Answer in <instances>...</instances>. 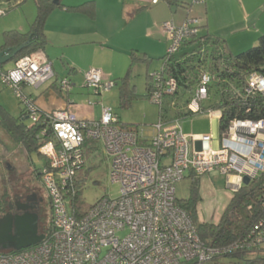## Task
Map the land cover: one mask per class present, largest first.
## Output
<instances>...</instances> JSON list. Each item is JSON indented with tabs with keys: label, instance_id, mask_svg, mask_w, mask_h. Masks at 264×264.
I'll return each instance as SVG.
<instances>
[{
	"label": "built area",
	"instance_id": "1",
	"mask_svg": "<svg viewBox=\"0 0 264 264\" xmlns=\"http://www.w3.org/2000/svg\"><path fill=\"white\" fill-rule=\"evenodd\" d=\"M5 14L0 10V16ZM201 25L200 19L190 16L180 25L163 23L167 55L178 53L185 41L199 35ZM54 79L52 65L42 52L23 56L0 75V83L24 102L32 124L41 121L39 112H44L41 136L51 139L39 153L48 162L42 170V183L52 213L48 237L45 235L40 244L22 251L0 254V264H211L239 248L264 244L261 223L251 241L223 249L208 246L176 197V185L187 172L201 177L219 171L242 180L249 177L251 181L260 177L264 173V120L232 121L215 149L212 135H187L178 120H159L152 134H146L138 127L123 128L110 107L103 109L98 120L80 119L69 108L44 111L31 102L24 90H38ZM155 79V91L149 98L161 103L164 96L175 93L177 84L172 78L160 81V72ZM212 81L209 73L201 75L187 105L193 114L202 113ZM83 86L101 95L115 83L105 79L101 70L91 69L84 75ZM73 88L67 78L59 82L63 94L70 95ZM245 90L247 94L259 92L264 96V76L250 75ZM89 106L94 104L89 102ZM208 113H217L218 118L221 115L219 111ZM89 142L102 144L110 159L109 178L120 185V196L101 198L78 218L73 197Z\"/></svg>",
	"mask_w": 264,
	"mask_h": 264
},
{
	"label": "rangeland",
	"instance_id": "2",
	"mask_svg": "<svg viewBox=\"0 0 264 264\" xmlns=\"http://www.w3.org/2000/svg\"><path fill=\"white\" fill-rule=\"evenodd\" d=\"M19 1V2H18ZM126 4L139 5L141 12L131 22L122 24V33L120 40L122 46L116 47L111 51L101 48L97 45H84L78 48L60 49L58 53H49L50 64L57 75L55 79L60 82L62 78L71 79L76 87L68 96L77 105L89 107V102L94 104L91 106L93 118L99 119L102 116L104 108H112L113 112L119 118L121 124L138 127L144 130L146 134H152V127L159 122L160 104L149 98L146 86L147 71L154 75L161 71L163 61L160 59L167 53L166 38L162 31L164 23L163 11L157 9L160 5H165L171 13V20L175 24L178 23L186 14L190 17L200 19L201 24H207V30L215 32L217 35L227 36L229 39V47L234 54L241 53L255 46L256 41H252V37L248 34V30H254L251 23L243 20L244 7L248 9L257 8L260 4H264V0H240L242 5L235 6L230 0H206L205 4L195 3V0H124ZM215 1V5L212 3ZM168 2H172L171 6ZM0 3L7 6L8 12L0 17V27L4 24L15 26L21 24L26 19L30 21V15L37 13L36 4L33 0H27L25 3L20 0H0ZM210 3L213 4L209 7ZM184 4L190 10L184 8ZM138 10V9H136ZM252 18L257 20L259 26H264V9L255 11ZM34 21V20H33ZM24 26V25H23ZM124 26V27H123ZM30 30V27H25ZM242 29L244 31H238ZM203 28L200 34L203 33ZM234 30H237L233 33ZM21 32H25L20 30ZM150 34V35H149ZM260 36V35H259ZM257 36V38L259 37ZM134 41L133 45L137 46L140 51L139 56H143L147 52L146 57L150 60L148 63H134L130 75V83L135 85V94L132 98V105L129 108H122L119 101V86L116 85L110 90L103 92L101 95H94L88 88L83 86L85 71L77 67L76 74L68 75L72 66L70 61L76 64L89 66L101 63L104 66L116 67L117 76L110 78L112 82L118 81L126 75L130 66V56H126L122 51L124 47V39ZM250 38V39H248ZM124 49V48H123ZM64 52V55H62ZM15 64L8 63L5 70H11ZM90 68H93L90 67ZM85 72V73H84ZM24 92L28 94V91ZM30 93V92H29ZM30 95V94H29ZM0 104L4 106L14 117H18L21 113L22 104H19L17 94L10 88L0 87ZM57 110V109H56ZM217 113L201 114L191 118L183 119L180 122L184 133L192 134H208L213 137V147L219 148L221 133L219 130V119ZM213 115V116H212ZM214 117V118H211ZM94 120V119H92ZM26 125H31L29 119H25ZM97 147L90 150L89 145L85 146V168L88 171V178L83 185L82 199L88 206L94 205L103 197L116 199L120 196V185L112 183L108 175V167L110 159L106 158L103 146L99 142H94ZM47 159L44 155L37 152L27 154L24 149L14 142L5 131L0 128V189L8 194V201L16 194L33 191L45 202L48 200L47 192L42 184L41 179L33 177V172L41 173L46 165ZM212 176V188L216 190L226 189L225 175L219 171H214ZM192 179L189 172L186 178L176 185V197L178 200H186L190 196ZM218 195L217 199L211 200L208 197H202L199 203V217L202 221L210 220L214 215L213 221L217 222L223 208L228 204L229 197ZM231 195V194H230ZM221 198V200H220ZM44 202L45 211L40 220V230L51 222V209L49 204ZM222 212V213H221ZM214 264H233L230 258H221Z\"/></svg>",
	"mask_w": 264,
	"mask_h": 264
},
{
	"label": "trees",
	"instance_id": "3",
	"mask_svg": "<svg viewBox=\"0 0 264 264\" xmlns=\"http://www.w3.org/2000/svg\"><path fill=\"white\" fill-rule=\"evenodd\" d=\"M33 1L36 4L37 13L30 30L27 33L18 30H9L3 33V44L0 47V52L24 45L23 49L9 63L15 64L18 59L34 52L45 53L47 46L45 27L54 10L65 8L70 12L81 13L89 18H94L96 14L94 1H88L77 6H65L62 0H58V3H55L54 0ZM201 27L204 29L203 33L185 41L178 53L171 56L166 53L160 58L163 61L160 81L164 82L172 78L176 81L177 89L173 95L164 96L162 102L159 103V120L172 123L196 115L219 111L221 113L218 118L221 135L228 131L234 120H264L263 94L259 92L247 94L245 90L250 75L256 73L264 76V34L258 37L254 47L234 54L225 39L209 32L206 25L202 24ZM149 61L145 56L140 58L132 54L131 64L126 75L120 79L121 83L115 81L116 85L120 84L119 101L122 108H129L132 105V98L135 94L136 86L130 83L134 63H148ZM5 71H7L5 65L1 66L0 75ZM203 73H209L213 79L209 85V98L202 105V113L193 114L187 109V105ZM155 76L156 73L151 75L147 71L146 86L149 97L155 91ZM0 87L8 88L1 83ZM52 88L59 93L61 92L59 82L56 79L53 80ZM30 98L32 99L31 102L35 104L36 99L32 96ZM19 104H22L23 107L18 117H14L0 104V128L14 142L18 143L27 154L39 153L40 147L51 139L41 136V132L45 128L44 112L41 110L39 112L41 121L26 125L24 121L28 119L29 112L21 98H19ZM119 124L126 129L137 128L120 122ZM93 143H88L90 150L97 148ZM85 164L78 174L76 193L73 197V210L78 218L83 217L91 208L82 199L83 185L88 178ZM46 166H48V162H46ZM33 177H38L42 181V171L41 173L33 172ZM189 177L192 179L190 196L186 200H178V205L188 212L200 237L208 246L223 249L233 244L240 245V243L254 239L255 228L261 223L264 224V173L251 181L249 185H242L233 193L229 205L217 223L200 220L198 209L201 200L200 177L193 174ZM50 203L48 198L47 204L51 209ZM7 204L8 194L0 189V219L6 214ZM42 216H40V220ZM51 230L52 217L49 225L47 227L44 225L40 233L48 237ZM10 252L16 251L0 249V254ZM221 258H230L233 264H264V244L239 248ZM221 258L214 263H217Z\"/></svg>",
	"mask_w": 264,
	"mask_h": 264
},
{
	"label": "crops",
	"instance_id": "4",
	"mask_svg": "<svg viewBox=\"0 0 264 264\" xmlns=\"http://www.w3.org/2000/svg\"><path fill=\"white\" fill-rule=\"evenodd\" d=\"M23 1L24 0H20V2H23ZM26 1H24V3ZM88 1L95 2L96 14L94 18H89L86 15L81 14V13L70 12L65 8L56 9L49 16L47 23H46V27H45L47 46H46L45 53H43L45 58L48 60V62L51 60L49 57V53H58L60 49L62 50L69 49V48L79 49L81 46H84V45H97L101 48H105L111 51L112 49H114L115 46L117 48L122 46V41L119 39L123 31L122 24L125 21L131 22L136 17V14H139L141 12L139 5H133V4L127 5L124 0H62V3L65 6H77V5L83 4ZM230 1L237 7L243 4L240 2V0H230ZM212 3L214 5L216 4L215 1ZM212 3H210L209 7L213 6ZM172 4H173L172 2H168L169 6H171ZM256 7L257 8L248 9V7L245 6L244 14H243L244 15L243 20H245L246 23H251V25H253L254 28L256 29V31L254 30L246 31L252 37L251 39L253 42L258 40L257 36L264 34V26L262 27L259 26L257 20L252 18V15L255 11H260L264 9V4H260L259 6H256ZM184 8L190 10L191 7L190 6L188 7L186 4H184ZM157 9H161L163 11L164 15H163L162 20L164 21V23L171 20L172 18L171 13L168 11L165 5H160L159 7H157ZM0 10L5 11L6 13L8 12L7 6L5 7L1 3H0ZM35 17H36L35 14H31L30 21L26 19L21 24H17L15 26H11L10 24L2 25L0 27V47L3 44V33L5 31L22 30V31H25L23 33H27L28 30L26 32V30H23V29H27L25 27H31V24L33 23V20L35 19ZM186 17H188L187 12L186 14H183V17L180 19L178 23L182 24ZM180 24H177V25H180ZM235 31L237 32V30H234L233 33ZM238 31L242 32L244 30L238 29ZM211 33H213L214 35L220 38L225 39L229 45V39L227 36H221V35L219 36L215 34V32H211ZM124 40H125L124 47H123L124 49L122 48V51L124 52V54H126V56H130V64H131L132 54H135L140 58L144 56L145 57L148 56L147 52L144 53L143 56H139L137 52H139L140 49L137 46L133 45L134 41L129 42L128 38ZM166 47H168L167 41H166ZM62 53H63L62 55H64V52ZM71 63H72V66L69 70L68 75L76 74L77 67H79V69L87 70L85 72H88L91 69H99L102 71L105 79L107 80L119 75L116 72L117 70L116 67H113V66H110V67L104 66L101 63L93 64L89 66H83L81 64H76L75 61L69 60V64ZM51 65L53 66V64ZM92 66L93 68H90ZM56 76L57 75L55 74V77ZM62 79H65V78H62ZM69 80L72 82L75 88L76 84H74V82L71 79ZM52 83L53 81L38 90L27 87L25 88V91H28L27 93L30 94L32 98L36 99L37 106H39L44 111H53L56 109H68L69 108L80 119H84V120L94 119L95 120V118H93V113H92L93 108L91 106L86 107V106L77 105L73 100H71L68 96H65V94H63L62 92L59 93L58 91L54 90L52 88ZM74 88H73V91H74ZM211 174L212 173L200 177L199 189H200L201 201L203 200L202 197H208L211 200H215L218 198L217 196L222 195V191H224L223 192L224 195L229 197L228 204L223 208V213H224L225 209L227 208V206L229 205L233 197V193L236 192L242 186V179L237 175H229V176L225 175L226 189L221 191V190L214 189V187L212 188ZM221 216L219 217L217 222H219ZM213 218H214V215L211 216L210 220L205 221V222L217 223L213 221Z\"/></svg>",
	"mask_w": 264,
	"mask_h": 264
},
{
	"label": "water",
	"instance_id": "5",
	"mask_svg": "<svg viewBox=\"0 0 264 264\" xmlns=\"http://www.w3.org/2000/svg\"><path fill=\"white\" fill-rule=\"evenodd\" d=\"M54 2L58 3V0ZM23 47L24 45L0 52V67L11 62ZM250 182L249 177H244L242 185H249ZM39 220L38 214L30 213L17 217L7 214L2 217L0 219V249L19 252L40 244L46 236L40 233Z\"/></svg>",
	"mask_w": 264,
	"mask_h": 264
},
{
	"label": "flooded vegetation",
	"instance_id": "6",
	"mask_svg": "<svg viewBox=\"0 0 264 264\" xmlns=\"http://www.w3.org/2000/svg\"><path fill=\"white\" fill-rule=\"evenodd\" d=\"M44 199L39 197L35 192L30 191L16 194L8 201L6 214H12L14 217L23 215L24 213L43 215L45 211ZM47 203V202H45ZM40 222V220H39Z\"/></svg>",
	"mask_w": 264,
	"mask_h": 264
}]
</instances>
